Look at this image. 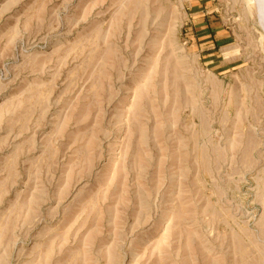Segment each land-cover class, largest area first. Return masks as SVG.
Instances as JSON below:
<instances>
[{
	"label": "rangeland",
	"instance_id": "1",
	"mask_svg": "<svg viewBox=\"0 0 264 264\" xmlns=\"http://www.w3.org/2000/svg\"><path fill=\"white\" fill-rule=\"evenodd\" d=\"M255 0H0V264H264Z\"/></svg>",
	"mask_w": 264,
	"mask_h": 264
},
{
	"label": "water",
	"instance_id": "2",
	"mask_svg": "<svg viewBox=\"0 0 264 264\" xmlns=\"http://www.w3.org/2000/svg\"><path fill=\"white\" fill-rule=\"evenodd\" d=\"M257 2L258 8V24L261 27L262 31L264 32V0H255Z\"/></svg>",
	"mask_w": 264,
	"mask_h": 264
},
{
	"label": "bare ground",
	"instance_id": "3",
	"mask_svg": "<svg viewBox=\"0 0 264 264\" xmlns=\"http://www.w3.org/2000/svg\"><path fill=\"white\" fill-rule=\"evenodd\" d=\"M255 2H256V1H255ZM258 6H259V5H258ZM258 6H257V2H256V8H257ZM257 11H258V8H257Z\"/></svg>",
	"mask_w": 264,
	"mask_h": 264
}]
</instances>
